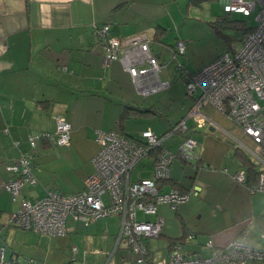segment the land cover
<instances>
[{
	"label": "crops",
	"instance_id": "1",
	"mask_svg": "<svg viewBox=\"0 0 264 264\" xmlns=\"http://www.w3.org/2000/svg\"><path fill=\"white\" fill-rule=\"evenodd\" d=\"M174 15L172 0H0V248L6 260L20 264H29L30 260L34 264H133L126 244L115 245L119 215L89 223L68 216L66 233L61 236L19 230L6 223L8 213L17 208L18 202L4 184L12 178L7 166L27 152L36 183L25 184L19 198L38 199L49 189L63 194L80 192L85 178L94 170L96 130L122 132L131 139L140 136L133 135L139 129L150 128L156 134L167 131H158L162 123L156 119L164 116L157 105L164 100L161 93L171 90V80L176 77L175 58L162 55L160 45L153 43L175 25ZM105 23L121 40L134 35L149 40L150 51L160 64L154 77L168 81L167 88L143 94L119 61L104 62V44L95 29ZM186 95L192 100L191 106L178 120L185 119V136L195 138V98L187 91ZM202 105L199 112L213 123L205 114L210 111ZM137 108L148 111L134 115ZM123 112L128 113L121 118ZM57 116L71 125L69 144L43 141L31 148L28 135L53 132ZM177 121H169V127ZM182 137L178 134L163 145L175 152ZM195 149L188 161L180 156L172 160L170 177L160 186L162 191L192 186L198 190L174 208L180 222L179 235L171 233L172 217L163 219L158 209L151 214L150 221L163 220L160 235L148 240L152 259L166 258L177 238L181 239L178 244L184 254L207 256V241L226 245L244 229H248L249 245L260 248L264 211L251 194L256 181L238 183L232 176L243 168L240 163L225 173L210 160L205 146L197 145ZM145 159L148 162L140 170L145 174L138 172L133 178L132 171L133 180L151 176L153 160ZM103 196L108 201L107 194ZM187 235L192 237L186 239ZM246 264L264 262L250 260Z\"/></svg>",
	"mask_w": 264,
	"mask_h": 264
},
{
	"label": "built area",
	"instance_id": "2",
	"mask_svg": "<svg viewBox=\"0 0 264 264\" xmlns=\"http://www.w3.org/2000/svg\"><path fill=\"white\" fill-rule=\"evenodd\" d=\"M223 10L229 14L240 13L244 16L255 12L257 23L245 33L239 50L223 53L200 70L189 73L186 91L195 98L193 109L199 115V123L206 119L199 112V107L203 103L211 104L224 113L244 135L264 148V0H223ZM95 34L104 44V62L119 61L141 93L148 94L168 87V81L156 80L154 77L160 64L150 51L149 40L143 35L121 40L110 33L107 23L97 27ZM185 51V41L177 40L174 58L177 59V54L182 55ZM177 69H182L180 62ZM187 130L184 118L165 134H156L148 128L137 139L114 130H96L98 150L92 158L94 170L85 178L83 190L63 194L49 189L43 197L33 200L19 198L25 184L36 183L31 170V155L23 152L7 166L12 178L4 184V188L18 202L17 208L8 213L7 226L61 236L66 233L68 216L89 223L117 214L120 216V227L115 245L121 242L126 244L133 255V264H246L250 260L264 262V233L260 235L262 246L254 248L247 241L248 229L242 230L226 245L217 246L212 241H207L206 246L210 248L207 256L201 253L184 254L177 243L166 258L152 259L148 240L160 235L163 220H139L137 212L140 210L146 215L155 214L157 206L162 203L176 208L191 195L197 194V186L184 192L176 188L166 191L160 189L161 184L170 177V164L176 156L184 161L194 157L196 140L191 136H184L175 152L163 145L165 140ZM70 131V123L64 117L57 116L53 132L30 133L27 142L31 148L42 140L67 145L70 142ZM251 153L256 159L255 165H260L262 171L259 184L251 188L253 192L258 188L264 189V158ZM143 158L153 160L151 176L133 180L131 173ZM232 177L238 183H245V169L238 170ZM106 194L108 201L103 199ZM191 237L192 235H187L186 239ZM72 251H75V247ZM0 264L20 263L17 260H6L0 248ZM29 264H34L33 260Z\"/></svg>",
	"mask_w": 264,
	"mask_h": 264
},
{
	"label": "rangeland",
	"instance_id": "3",
	"mask_svg": "<svg viewBox=\"0 0 264 264\" xmlns=\"http://www.w3.org/2000/svg\"><path fill=\"white\" fill-rule=\"evenodd\" d=\"M172 8L175 14V25L173 24L170 28L166 29V34H159L153 45H160L162 48V55H168L169 59H171L173 56L172 54H176V39L180 38L186 42V51L185 54H177V59H172L176 69V77L171 80V90L161 93L164 100H160L157 106L160 108L164 118L156 119L162 123L161 129L158 131H163L162 129L169 130V121H177L191 106L192 100L186 95V81L183 79L182 75L185 74L187 76L188 72L192 74L223 53H232L233 51L239 50L241 47L243 39L242 30L235 24L227 21V19L242 20L247 27H253L257 23L255 12L247 16L240 13L226 14L223 10L222 0H172ZM178 62L183 65L181 70H177ZM202 108H206L210 111V115L207 113L205 114L214 122L210 123L206 119V121L204 120L202 123H199L198 114L195 115L198 123L196 124V121L194 122L195 127L192 132L195 134L194 139L196 140V146H205L206 154L211 158L210 160L212 162L220 165L221 171L230 173L238 166L241 161L237 157V152H241V154L245 155V157L254 164L256 159L251 152L264 158V148L244 135L241 129L236 127L224 113L208 103H204ZM184 109L185 112H183ZM190 122L191 120L188 122V125ZM141 131L142 129H139L138 132L133 135L136 137ZM176 137H178V134H175V138ZM167 142H172V139L167 140ZM167 142L165 143L167 144ZM195 148L193 153L196 150ZM147 162L148 160L145 158L139 161V164H137L133 170V178L138 172L143 173L140 171L142 169L141 165ZM212 162L211 167L214 168L215 166ZM255 166L257 169H261L260 165ZM242 169H245V167ZM144 174L145 172L143 175ZM251 194L257 199L256 203L262 211H264V189L258 188L251 192ZM157 207L163 219L166 220L168 217L173 218H171L169 222L171 225V233L179 235L180 222L179 219L175 217L174 208H171L166 203L159 204ZM150 216L151 215H146L140 210L137 212L139 220H149L151 219ZM11 227L19 228L14 226ZM20 229L27 230L23 228H19V230Z\"/></svg>",
	"mask_w": 264,
	"mask_h": 264
},
{
	"label": "trees",
	"instance_id": "4",
	"mask_svg": "<svg viewBox=\"0 0 264 264\" xmlns=\"http://www.w3.org/2000/svg\"><path fill=\"white\" fill-rule=\"evenodd\" d=\"M226 13V12H225ZM226 14H228L229 15V13H226ZM227 21H229L230 23H233V24H235L239 29H241L242 30V36H244L245 35V33L248 31V30H250L252 27H247L246 26V24L244 23V21H242V20H238V19H234V20H230V19H227ZM234 52V51H233ZM232 52V53H233ZM228 53V52H227ZM185 54V53H184ZM176 58H177V56H176ZM183 66V65H182ZM188 74H189V72H188ZM182 77H183V79H185V81L187 82V80L189 79V77H188V75L186 76L185 74H183L182 75ZM135 111H134V115L136 114H142V113H145L146 111H148V110H140V109H134ZM127 113L128 112H123V114H122V116H121V118H124L126 115H127ZM179 121V120H178ZM178 121L176 122V123H178ZM176 123L174 124V125H176ZM174 125H172L171 127H170V129L169 130H171L173 127H174ZM169 130H167V131H169ZM167 131H165L164 133H161V134H165ZM122 133V132H121ZM122 134H124V133H122ZM181 136H185V134L184 133H179ZM125 135V134H124ZM175 137V135L172 137V138H174ZM182 137V138H183ZM172 138H169V139H172ZM168 140V139H167ZM43 141H46V140H42L41 142H43ZM40 142V143H41ZM165 147V146H164ZM238 149V148H237ZM237 157L240 159V164H241V166L244 168L245 167V170H246V180L248 181L249 179H251V180H253L254 182L256 181V183H257V185L259 184V177H260V174L262 173V171H258L257 170V167L255 166V164H253L250 160H248V158L247 157H245V155H243V154H241V152H237ZM169 179V178H168ZM246 180H245V183H247L246 182ZM249 186H251V185H249ZM251 187H253V186H251ZM181 192H184V191H186V190H180ZM179 241H181V239H179V238H177V239H174V241H172V243H171V245H174V244H177V243H179Z\"/></svg>",
	"mask_w": 264,
	"mask_h": 264
}]
</instances>
